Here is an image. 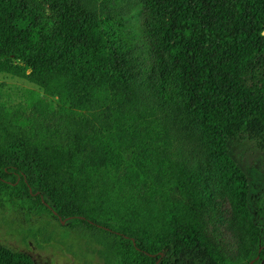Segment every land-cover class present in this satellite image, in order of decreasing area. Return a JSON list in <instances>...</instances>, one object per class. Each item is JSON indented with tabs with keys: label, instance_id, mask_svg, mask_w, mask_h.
<instances>
[{
	"label": "trees",
	"instance_id": "16d2710c",
	"mask_svg": "<svg viewBox=\"0 0 264 264\" xmlns=\"http://www.w3.org/2000/svg\"><path fill=\"white\" fill-rule=\"evenodd\" d=\"M136 1L0 0V75L40 90L0 101V209L91 264H264V181L228 151L264 152V0ZM0 264L33 262L0 243Z\"/></svg>",
	"mask_w": 264,
	"mask_h": 264
},
{
	"label": "rangeland",
	"instance_id": "374dc122",
	"mask_svg": "<svg viewBox=\"0 0 264 264\" xmlns=\"http://www.w3.org/2000/svg\"><path fill=\"white\" fill-rule=\"evenodd\" d=\"M136 3L133 0L132 4ZM119 38L131 59L138 62L146 60L149 53L138 31L136 18L124 20ZM28 90L40 91L25 80L0 75V101L15 104L22 101ZM228 151L250 182L257 180L258 176L264 181V152L256 141L248 137L233 139ZM0 243L27 254L33 264H91L90 256L84 253L82 239L59 230L55 223L49 224L36 215L25 216L20 210L0 209Z\"/></svg>",
	"mask_w": 264,
	"mask_h": 264
},
{
	"label": "water",
	"instance_id": "95a60500",
	"mask_svg": "<svg viewBox=\"0 0 264 264\" xmlns=\"http://www.w3.org/2000/svg\"><path fill=\"white\" fill-rule=\"evenodd\" d=\"M53 215L56 217V218H58L59 220H60V222H61V224H64L68 219H66V220H61V218L55 213V212H53ZM256 259H254V260H251L248 264H253V262L255 261Z\"/></svg>",
	"mask_w": 264,
	"mask_h": 264
}]
</instances>
